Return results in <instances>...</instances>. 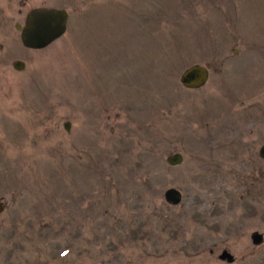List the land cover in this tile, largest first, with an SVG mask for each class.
Instances as JSON below:
<instances>
[{
    "label": "rangeland",
    "instance_id": "374dc122",
    "mask_svg": "<svg viewBox=\"0 0 264 264\" xmlns=\"http://www.w3.org/2000/svg\"><path fill=\"white\" fill-rule=\"evenodd\" d=\"M47 3L65 36L0 40V264H264V0Z\"/></svg>",
    "mask_w": 264,
    "mask_h": 264
},
{
    "label": "water",
    "instance_id": "95a60500",
    "mask_svg": "<svg viewBox=\"0 0 264 264\" xmlns=\"http://www.w3.org/2000/svg\"><path fill=\"white\" fill-rule=\"evenodd\" d=\"M69 14L63 9H38L33 11L27 21L25 30L22 32L21 40L25 47L31 49H44L60 39L67 31ZM19 71L23 70L24 63L21 61L15 64ZM210 77L208 68L195 64L187 68L181 75V84L186 89H200L204 87ZM70 130V124L65 125ZM259 156L264 159V146L261 147ZM184 162L181 153H175L167 158V163L176 167ZM165 201L171 206H178L183 201V194L176 188H170L165 192ZM1 211V207H0ZM252 241L255 245H260L264 241L263 235L254 233ZM222 261L234 262V256L228 251H224L220 256Z\"/></svg>",
    "mask_w": 264,
    "mask_h": 264
},
{
    "label": "flooded vegetation",
    "instance_id": "af4514ba",
    "mask_svg": "<svg viewBox=\"0 0 264 264\" xmlns=\"http://www.w3.org/2000/svg\"><path fill=\"white\" fill-rule=\"evenodd\" d=\"M43 8H51L48 6L47 0H0V40L3 39L6 43L12 37L16 36L17 39L16 32H20L22 35L30 14ZM2 47L4 46L0 45V49ZM15 64L14 62L13 67ZM211 253L213 254L214 251L212 250Z\"/></svg>",
    "mask_w": 264,
    "mask_h": 264
}]
</instances>
